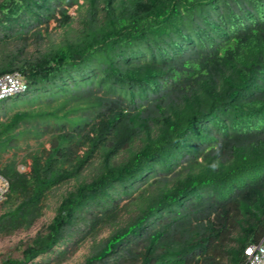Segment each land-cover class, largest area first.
<instances>
[{"label": "trees", "instance_id": "16d2710c", "mask_svg": "<svg viewBox=\"0 0 264 264\" xmlns=\"http://www.w3.org/2000/svg\"><path fill=\"white\" fill-rule=\"evenodd\" d=\"M13 72L26 89L0 100V237L71 185L0 264L104 231L80 264H243L264 234V0H0Z\"/></svg>", "mask_w": 264, "mask_h": 264}, {"label": "rangeland", "instance_id": "374dc122", "mask_svg": "<svg viewBox=\"0 0 264 264\" xmlns=\"http://www.w3.org/2000/svg\"><path fill=\"white\" fill-rule=\"evenodd\" d=\"M74 9L75 7L69 10V15H74ZM54 29L55 24L53 22H49L48 31L53 38L60 34L58 30ZM0 119H3V117L0 116ZM42 144L45 148L48 147L45 140H42ZM27 145L28 149H26V146L24 144H20L19 150L16 152V159L18 161L17 169L20 172H24L27 170L28 161L25 157L26 153L29 151V149L36 148V143L29 142L27 143ZM9 156L10 153H6L3 158L6 159ZM70 185L71 184H65L57 189H54L46 196V198L42 202L43 215L30 230L25 232H16L9 236L0 237V259H20L19 247H17V243L23 242L27 238L32 237L43 224L49 222L53 215V209L59 199V196L63 194ZM125 202H123V204H125ZM106 234L107 231L101 232L94 240L86 237L77 246H69V244L67 248L68 253L64 255V258L58 257L57 250L54 251L51 255L37 258L29 264H80L83 261L84 257L93 250L96 241H98L100 238L105 237Z\"/></svg>", "mask_w": 264, "mask_h": 264}, {"label": "built area", "instance_id": "2783aa9c", "mask_svg": "<svg viewBox=\"0 0 264 264\" xmlns=\"http://www.w3.org/2000/svg\"><path fill=\"white\" fill-rule=\"evenodd\" d=\"M26 89L25 81L15 72L0 76V100L22 93ZM8 183L0 175V202L5 199ZM243 264H264V234L255 244L243 250Z\"/></svg>", "mask_w": 264, "mask_h": 264}]
</instances>
